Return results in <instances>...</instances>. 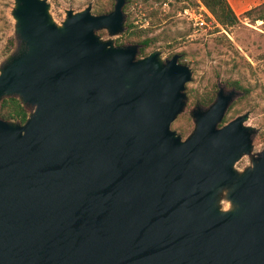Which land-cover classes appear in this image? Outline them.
<instances>
[{
    "label": "water",
    "instance_id": "obj_1",
    "mask_svg": "<svg viewBox=\"0 0 264 264\" xmlns=\"http://www.w3.org/2000/svg\"><path fill=\"white\" fill-rule=\"evenodd\" d=\"M125 5L57 24L47 0H14L0 110H32L0 118V264H264V148L249 113L223 124L241 93L220 83L183 139L191 68L98 34L124 33Z\"/></svg>",
    "mask_w": 264,
    "mask_h": 264
},
{
    "label": "rangeland",
    "instance_id": "obj_2",
    "mask_svg": "<svg viewBox=\"0 0 264 264\" xmlns=\"http://www.w3.org/2000/svg\"><path fill=\"white\" fill-rule=\"evenodd\" d=\"M47 1L51 5L50 13L54 21L61 24L67 10L79 12L92 4L94 13L97 4H105L108 0ZM228 1L239 21L233 27H226L217 20L223 31H196L184 18V7L196 8L199 0H131L126 4V22L131 19L138 29H152L150 37H156L157 43L147 50L148 55L158 51L164 61L180 55V61L193 71L192 80L186 85L187 108L176 120V125L185 129V133L181 134L183 139L194 130L191 111L198 102L206 94L214 90L218 92L220 83L228 90L236 89L229 85L237 83L243 89H237L241 96L227 112V122L240 115L250 114L246 125L258 130L253 152L256 153L264 148V20H257L264 17V0ZM13 8L14 0H0V68L15 49ZM250 10L253 12L245 16L244 13ZM98 34L103 39H113L115 44L130 36L126 28L119 36L109 37L105 30ZM172 129L180 134L173 125ZM249 165V156H244L235 167L243 171ZM222 206L229 209L230 204L223 200Z\"/></svg>",
    "mask_w": 264,
    "mask_h": 264
},
{
    "label": "trees",
    "instance_id": "obj_3",
    "mask_svg": "<svg viewBox=\"0 0 264 264\" xmlns=\"http://www.w3.org/2000/svg\"><path fill=\"white\" fill-rule=\"evenodd\" d=\"M131 0H126V4L130 3ZM167 1V0H164ZM202 2L209 11L215 16V18L219 21V23L226 27L235 26L239 18L236 15L234 9L228 0H199ZM115 0H108L107 3H99L96 5L94 13L97 15L109 14L114 10ZM128 5H125L124 12H126ZM184 8H189L188 6ZM253 10L247 11L244 13L245 16H249ZM257 20H264V17L261 16ZM126 29L129 31L130 36L126 37L123 40H120L116 43L119 46L126 45H138L139 46V58H143L147 56V50L156 45L157 39L156 37H150V34L153 32L151 28L147 29H138L137 26L133 24L131 19L127 20ZM14 48L16 46V41L13 44ZM180 63L183 64L182 60ZM229 86L241 90L243 89L237 83L230 84ZM217 91H212L211 93L206 94L197 105L202 107H209L216 99ZM232 107L229 109L231 110ZM31 108L23 105L22 101L18 97H9L3 99L1 103L0 110V118L9 121L24 124L31 112ZM178 121L173 123V127L178 129L181 134L185 133V129L178 127ZM227 122V118L225 117L223 124ZM176 126V127H175Z\"/></svg>",
    "mask_w": 264,
    "mask_h": 264
},
{
    "label": "built area",
    "instance_id": "obj_4",
    "mask_svg": "<svg viewBox=\"0 0 264 264\" xmlns=\"http://www.w3.org/2000/svg\"><path fill=\"white\" fill-rule=\"evenodd\" d=\"M182 15L191 23L196 31L206 33L216 29L223 31V27L202 2H199L196 8H185Z\"/></svg>",
    "mask_w": 264,
    "mask_h": 264
}]
</instances>
